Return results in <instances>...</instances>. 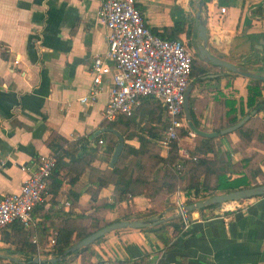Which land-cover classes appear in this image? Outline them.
Returning <instances> with one entry per match:
<instances>
[{"label":"crops","instance_id":"0c3cea01","mask_svg":"<svg viewBox=\"0 0 264 264\" xmlns=\"http://www.w3.org/2000/svg\"><path fill=\"white\" fill-rule=\"evenodd\" d=\"M134 4L145 24L158 31L182 20L183 30L177 37L194 45L193 0H134ZM98 6L99 0H0V194L18 189L27 174L22 167L31 165L38 153L50 152V137L59 135L64 140L57 151L63 163L52 172L50 188L33 207L28 231L13 221L0 230L1 261L17 263L15 258L24 262L29 253L16 246L23 234H27L28 241H35V223L48 226L49 233L59 226H85L89 230L103 221L166 217L175 213L178 200L182 205L187 198L200 199L194 198L192 190L188 196L176 198V189L165 196L166 206L157 216L149 214L152 202L149 192L142 188L106 207L112 200L113 184H100L99 180L110 167L105 149L110 137L105 133L107 119L102 117L108 76L100 83L95 100H78L88 92L94 55H102L107 46L104 25L97 19ZM219 7H224V12ZM202 15L207 49L212 55L264 73V0H204ZM187 26L194 28L189 37ZM195 54L188 81L189 107L199 129L216 131L232 116L239 117L240 107L246 109L248 77L203 61ZM261 84L264 97V81ZM227 100H232L234 107L229 114H225ZM154 106L143 100L135 107L137 112H132L133 119H138L139 110ZM252 110L256 131L248 142L240 144L235 130L217 133L211 136L212 150L205 155L217 158L226 150L229 166L235 164L236 171L257 166L262 175H255L254 180L261 184L264 110ZM116 125L125 144L131 147L138 146L137 134L156 142L157 137H150L139 126ZM195 144L196 133L187 129L180 134V147L187 150ZM161 167V163L156 165L150 175H156ZM237 200L239 206L233 210L221 212L218 203L184 211L181 215L185 222L179 215L181 230L166 247L147 229L109 231L92 244L90 261L105 264L110 258L125 259V264H264V192ZM48 245L34 256H51L45 252Z\"/></svg>","mask_w":264,"mask_h":264},{"label":"trees","instance_id":"16d2710c","mask_svg":"<svg viewBox=\"0 0 264 264\" xmlns=\"http://www.w3.org/2000/svg\"><path fill=\"white\" fill-rule=\"evenodd\" d=\"M149 28L151 32L162 38H176L178 33L183 30V21L175 20L172 25L162 27L161 31H158L155 27ZM185 31L186 35L189 37L194 33V28L192 26H187ZM193 63L194 58L192 57L190 75L194 69ZM262 81L264 80L256 78L247 79L244 100L246 109L242 110L240 107L239 117L232 116L226 123L216 127L215 130L217 133L221 128L232 125L241 117L247 115V118L233 130L238 133V136L241 139L240 144H244L251 139V135L256 129L253 127V118L255 114H250V110L255 109V113L259 110H264V97L261 94ZM153 99L154 98L151 96H145L141 99L140 103L145 100L148 103H155V106L151 109L144 107L139 110L137 120L133 119V113L129 116L118 115L113 120L105 121L106 128H112L120 133V131L117 130L116 125L119 122L126 128L139 126L140 129H144L150 137H159L166 126V119L163 107L159 102ZM190 100L191 98L187 95L189 118L198 128L189 107ZM226 103H228V108L226 109L225 114H229L234 111L233 101L227 100ZM135 109L133 111H135ZM187 129L188 127L184 130L186 131ZM184 130L181 129L179 131V136L180 134H184ZM105 133L110 137L105 147L108 156H110L113 147L117 143V136L115 133L107 129H105ZM224 134H227V132H224ZM256 136L258 139L262 137L259 132ZM136 137L138 138V146L131 147L123 141L116 161L104 171L101 180H99L100 184L103 182H111L113 184L112 200L107 203L106 207H112L114 202H119L124 199L127 193L134 194L138 190L145 188L149 192L150 200L152 202L149 214L160 216V212L166 206L165 196L176 189L182 191L185 196H188L189 191L192 190L194 198H204L217 193H224L234 189L257 185L254 176L262 175L261 170L257 166L250 167L247 171H236L235 164H230L229 166L228 151L226 150L222 151L217 158L205 155L206 151L212 150L213 137L211 136L196 134L195 146L192 149L186 150L188 157H182L178 154V139L173 140L170 143L169 149H167L166 153L162 155L160 153V147L153 139L144 137L141 134H137ZM98 141H101V139H98ZM62 142H64V140L59 135L52 136L47 141V147L50 152L55 155V165L50 176L52 172H55L57 167L63 163L61 156L57 154V151L60 148V143ZM235 148L236 147H234V149ZM192 157H195V159ZM159 163L162 164V167L158 173H156V175H150V172ZM232 173H236V175L232 176ZM251 179L252 182L250 181ZM51 182L52 181L49 179L48 189L50 188ZM191 201H193L191 198L185 199L186 203ZM217 204L218 203H213L205 207H212ZM180 218L181 217L178 215L160 221L153 226L142 228L150 230L156 240L162 244V247H166L169 245L173 236L181 230L182 223ZM13 222L19 224L23 230L25 229L28 231L27 228H24L18 221ZM109 222L111 221H103L99 224H95L91 226L92 228L89 230H86L85 226L79 229H74L69 226H59L54 233H49V228L45 224L35 223L32 226L35 234V241H28L27 234H23L18 247L16 246L18 250L29 253L26 259H23L24 262L13 263L0 260V264H102L103 261H90V257L93 254L91 246L93 243L97 242L102 235L90 243L68 252L66 258H60L53 262H33L30 259L34 254L43 251L41 247L46 243L49 244L45 250L46 253H50L51 256L59 255L74 241ZM169 226L172 227V232L169 231ZM73 229L75 230L74 235L72 234ZM50 234L53 239L51 243L47 237ZM125 262V259L115 260L107 258L105 264H125Z\"/></svg>","mask_w":264,"mask_h":264},{"label":"built area","instance_id":"2783aa9c","mask_svg":"<svg viewBox=\"0 0 264 264\" xmlns=\"http://www.w3.org/2000/svg\"><path fill=\"white\" fill-rule=\"evenodd\" d=\"M219 11L224 12V7H219ZM96 13L98 21L104 25L107 46L102 55H94L88 92L78 100L81 103L95 100L100 83L106 76L109 84L102 108L104 119L129 116L143 97L151 96L164 109L166 126L156 142L166 152L170 143L178 139L179 131L188 127L182 103L194 46L184 38H162L151 32L134 0H99ZM188 132L193 131L188 128ZM178 154L188 157L186 149L180 146ZM54 165L55 155L42 152L36 155L31 165L22 167L27 174L18 189L0 194V230L12 221H18L24 228L32 224V209L46 195ZM175 195L176 198L184 197L179 190L175 191ZM180 203L181 200H178L177 206ZM237 206V199L227 200L220 202L219 210H233ZM52 241L50 237L49 242Z\"/></svg>","mask_w":264,"mask_h":264},{"label":"water","instance_id":"95a60500","mask_svg":"<svg viewBox=\"0 0 264 264\" xmlns=\"http://www.w3.org/2000/svg\"><path fill=\"white\" fill-rule=\"evenodd\" d=\"M193 5H194L193 21H194L195 30H196V33H195L196 41L195 43H193L194 44L193 46H194V49L196 50L197 57L202 59L203 61H206L212 64L221 65L232 72H235L237 74L243 75L248 78H256L260 80L264 79V73L250 71L228 60L216 57L208 51L207 49L208 36L206 35V30H205V18L202 15V12L204 9V0H193ZM190 87L191 85L188 83L184 91V97H183V103H182L184 118L186 120V124L188 128L196 134H200L204 136H215L217 134L216 131H205V130L199 129L193 124L192 120L189 118L187 95L190 90ZM253 112L254 111L252 110L251 113ZM246 118H247V115H244L236 123L226 126L224 128H221L218 133L229 132L235 129ZM106 129L112 131L117 136V143L113 147L110 158H109V165L112 166L114 162L116 161L118 154L121 150L123 138H122V135L118 131L112 128H106ZM263 192H264V183H261V184L253 185L250 187L234 189V190L224 192V193H217L211 196H206L204 198L196 199L195 201H192L189 203L179 205L175 208L176 209L175 213H173L172 215L166 216V217H152L148 219L114 220V221H111L105 225H102L96 228L95 230L91 231L90 233L86 234L80 239L74 241L67 248H65L62 251V253H60L59 255L48 256V257H39L38 255H35L30 260L33 262H40V261L53 262V261L59 260L60 258H66L68 255V252H71L82 245L90 243L97 237L109 231L119 229V228H142V227L153 226L154 224L160 221L167 220L170 217L181 215L184 211L198 209V208H201L209 204H213V203H220V202L227 201V200L239 199L243 197L257 195ZM0 256H2V254H0ZM13 259L17 262H22L15 258Z\"/></svg>","mask_w":264,"mask_h":264},{"label":"flooded vegetation","instance_id":"af4514ba","mask_svg":"<svg viewBox=\"0 0 264 264\" xmlns=\"http://www.w3.org/2000/svg\"><path fill=\"white\" fill-rule=\"evenodd\" d=\"M195 52H196V51H195ZM195 52H194V53H195ZM195 55L197 56V54H195Z\"/></svg>","mask_w":264,"mask_h":264}]
</instances>
